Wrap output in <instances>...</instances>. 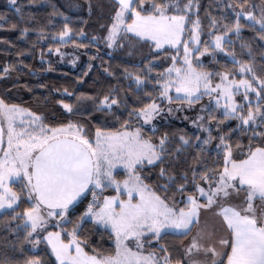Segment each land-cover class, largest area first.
Returning a JSON list of instances; mask_svg holds the SVG:
<instances>
[{
	"label": "snow or ice",
	"instance_id": "6c2138e0",
	"mask_svg": "<svg viewBox=\"0 0 264 264\" xmlns=\"http://www.w3.org/2000/svg\"><path fill=\"white\" fill-rule=\"evenodd\" d=\"M115 3L111 23L103 26L106 33L90 38L93 47L100 40L109 48L123 47L124 38L131 36L153 52L171 50L164 61L153 55L145 67L123 70L129 91L132 85L137 93L146 87L156 90L155 96L144 94L147 103L128 109L120 89L113 86L101 96L77 95L76 105L58 101L67 115L88 113L87 120L82 116L45 123L43 114L0 96V210L19 221L12 231L23 234L21 243L31 245L29 251H39L37 246L43 244L54 257L47 262L30 256L23 264H264V63L240 60L225 47L233 43L230 34L242 32V19L264 42V0L228 3L231 16L209 14L207 31L198 0ZM9 6L21 15L18 0H9ZM4 21L6 15L0 16V28ZM27 32L23 28L21 36ZM44 32L38 29L41 38ZM51 39L59 43L49 49L63 57L60 44L87 48L78 41L89 38L83 27L77 31L64 23ZM241 48L253 56L246 41H241ZM218 51L230 57L234 67L221 71L215 60L211 67L203 63V57L215 58ZM260 59L264 61V54ZM167 60L171 63L156 71L155 66ZM18 66L23 67V60ZM16 67L5 65L0 78ZM92 67L87 65L85 76ZM104 71L109 73L108 68ZM63 94L75 95L66 88ZM204 96L209 104L200 105L201 113L191 120L198 132L154 135L159 131L155 120L173 111L174 100L181 101L177 109L191 108ZM122 105L128 117L121 120L116 113ZM92 111L110 113L116 126L110 127L107 118L91 116ZM91 120L98 122L93 125ZM233 120L235 127L225 133L222 129ZM145 127L153 135H146ZM248 129L252 131L246 145L233 141ZM213 140L218 141L216 155L209 164L203 151ZM189 146L198 149L191 162L185 153ZM22 203L27 206L15 211ZM89 224L106 232L112 246L90 247L84 234ZM168 234L187 237L180 258L174 259L168 245L160 243ZM153 241L158 250L145 247ZM0 264L20 262L5 256Z\"/></svg>",
	"mask_w": 264,
	"mask_h": 264
},
{
	"label": "trees",
	"instance_id": "16d2710c",
	"mask_svg": "<svg viewBox=\"0 0 264 264\" xmlns=\"http://www.w3.org/2000/svg\"><path fill=\"white\" fill-rule=\"evenodd\" d=\"M237 1L242 2L243 0ZM198 2L200 5L199 15L205 31L209 27L207 19L209 14L215 17L231 16L223 0H198ZM18 4L22 7V13L19 16L10 8L9 0H0V16L6 15L5 26L0 28V70L7 64L17 65L15 70H11L6 78H0V96H3L8 102L20 104L43 114L46 117L45 123H55L68 119H81L82 116L85 120L88 119V113H74L69 116L58 104L59 100H64L76 105L80 103L77 101V95L82 93L90 96H101L116 86L120 89L121 99L126 100L128 109L138 108L143 103H147L148 101L144 100L143 96L148 92L155 96L156 90L150 87H146L142 93H137L134 91L135 86L132 85L133 90L129 91V81L127 78H123V70L125 68L129 70L141 69L146 66L145 62L151 60L153 55L157 60L164 61L165 57L170 54V49L165 52H153L149 45L137 41L131 36L124 38L123 47L109 48L103 40H100L93 47L89 42L91 37L103 36L106 33V28L103 26L111 23V17L116 6L115 0H18ZM65 16L69 19L65 20ZM64 23H69L77 31L83 27L89 38L78 41V43L86 45L87 48L77 47L79 58L75 61V67L59 64L52 53L53 50L49 49L50 44L54 49L59 43V41L51 39V34L60 31ZM241 23L245 24V27L240 35L230 34L233 43H226L225 47L229 52L234 51L240 60L254 58L255 64L259 66L264 63L260 59V56L264 54V42H261L256 36L257 30L247 26L243 19ZM11 24H16V27L11 28L9 26ZM23 28H27L28 32L21 36ZM40 28L45 29L43 38L38 34ZM202 37L207 39L203 33ZM73 39L77 38L73 36ZM241 41H246L250 45L252 57L247 55L248 49L241 48ZM72 46L71 42L60 44V48ZM17 53H21V55L17 56ZM42 53L43 55H41ZM21 60H23V67L18 66ZM213 60L218 62L217 70H225V66L234 67L230 57L226 56L224 52L218 51L215 58L207 55L204 64L211 67L210 61ZM49 63H51V68ZM89 63L93 67L88 69V75L85 76L84 70ZM168 63L171 61L167 60L165 63L155 66L156 71L167 67ZM105 68H108L109 73H113V75L106 73ZM257 71L259 74L258 67ZM152 76L155 77V71H153ZM77 77H83V79L78 80ZM152 82L150 78L149 83ZM65 88L69 94L74 93L75 95L63 94ZM137 99L139 103L134 102ZM174 101L179 102L178 100ZM87 103L85 102L81 106L83 107ZM164 104L165 102H162V105ZM53 115L57 117V120L53 121ZM116 115L122 120L128 117V111H125L122 105L121 111ZM216 115L219 116L220 113H216ZM91 116L107 118L110 127L116 126L112 122L113 116L108 112L92 111ZM97 122L98 120H91L93 125ZM133 123L135 126H139L135 124V120ZM235 124V120L228 122L227 127L222 130L227 133L229 128L235 127ZM156 126L159 128V131L154 134L156 137H159L163 132L188 134L189 136L198 132L186 122L173 119L160 120L156 122ZM212 128V135L215 137L217 135L216 125L213 124ZM144 131L146 135H153L148 127H145ZM251 131V129H248L247 132L241 131L232 139L246 145L247 136ZM217 142L213 140L203 151V155L208 158L209 164L215 159V144ZM194 151H198V149H194L192 146L185 149L188 162L192 161ZM179 168L183 169L184 165L180 164ZM146 171H158V169ZM123 175L124 173L121 172L120 177L122 178ZM155 179L156 177H153V180L148 182L153 183ZM177 195L179 194L177 193ZM26 206V203H22L21 207L15 211L18 212ZM11 216V212L0 211V258L7 256L13 261H19L20 264H23V261L30 256H40L47 262L52 261L54 257L48 254L45 245H38L39 251H29L31 245L21 243L23 234L12 231L19 221H12ZM84 234L90 247L103 250L112 246L108 234L103 231H96L91 224L85 226ZM186 239L187 237L168 234L160 243L167 244L173 258L176 259L180 258L182 242ZM145 247L148 250H158L155 241L151 245H145Z\"/></svg>",
	"mask_w": 264,
	"mask_h": 264
},
{
	"label": "rangeland",
	"instance_id": "374dc122",
	"mask_svg": "<svg viewBox=\"0 0 264 264\" xmlns=\"http://www.w3.org/2000/svg\"><path fill=\"white\" fill-rule=\"evenodd\" d=\"M223 1H224L225 5H227L228 3L239 2L237 0H223ZM249 2L250 3L254 2V3L259 4L261 2V0H249ZM61 51L65 53V55L63 57H61L54 50L52 51L53 55H55V57H56L57 62L59 64L69 65L71 67H75V64L70 63V61H73V60L76 61L77 58H79L78 48L74 47V46H72L70 48L62 47ZM205 57H207V55ZM205 57L202 58L203 63L205 61ZM209 102H210L209 97L204 96L200 101H198L191 108H188L187 105H185V107H183L181 109H177L175 107V105L181 103V101H179V102L173 101V111L171 113H168V112L161 113L160 116L155 120V123L160 121V120H170V119L179 120V121L186 122L190 127H192L193 129L196 130L195 125H193L191 123V120L194 119L197 114L201 113L200 105H208ZM162 106L167 107V102H165V104ZM206 111H207V109L205 110V114H206ZM216 113H219V111H217ZM186 117L188 119H185ZM196 131H198V130H196ZM200 134H203V133H200ZM0 211H2V210H0Z\"/></svg>",
	"mask_w": 264,
	"mask_h": 264
},
{
	"label": "built area",
	"instance_id": "2783aa9c",
	"mask_svg": "<svg viewBox=\"0 0 264 264\" xmlns=\"http://www.w3.org/2000/svg\"><path fill=\"white\" fill-rule=\"evenodd\" d=\"M89 198H90V194H89ZM87 201H85V203H86Z\"/></svg>",
	"mask_w": 264,
	"mask_h": 264
}]
</instances>
